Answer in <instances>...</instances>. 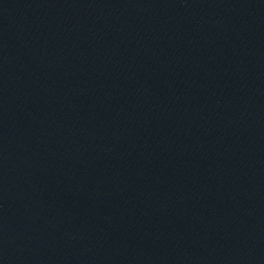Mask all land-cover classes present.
I'll return each mask as SVG.
<instances>
[{
  "label": "water",
  "instance_id": "1",
  "mask_svg": "<svg viewBox=\"0 0 264 264\" xmlns=\"http://www.w3.org/2000/svg\"><path fill=\"white\" fill-rule=\"evenodd\" d=\"M0 264H264V0H0Z\"/></svg>",
  "mask_w": 264,
  "mask_h": 264
}]
</instances>
